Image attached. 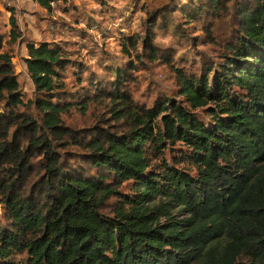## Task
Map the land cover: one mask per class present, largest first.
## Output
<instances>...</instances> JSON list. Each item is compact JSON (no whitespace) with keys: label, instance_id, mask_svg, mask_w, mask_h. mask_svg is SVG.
I'll return each mask as SVG.
<instances>
[{"label":"trees","instance_id":"16d2710c","mask_svg":"<svg viewBox=\"0 0 264 264\" xmlns=\"http://www.w3.org/2000/svg\"><path fill=\"white\" fill-rule=\"evenodd\" d=\"M33 1L50 10L60 0ZM171 10L148 17L140 49L128 38L123 52L136 63L76 89L57 82L72 64L61 47L28 42L27 102L12 55L0 53V264H264V0L175 9L200 32L175 25L181 39L221 50L198 67L176 66L152 43ZM142 57L172 69L173 96L149 106L133 97ZM209 105L208 125L195 111ZM71 111L80 120L63 118ZM177 142L181 168L164 158Z\"/></svg>","mask_w":264,"mask_h":264},{"label":"rangeland","instance_id":"374dc122","mask_svg":"<svg viewBox=\"0 0 264 264\" xmlns=\"http://www.w3.org/2000/svg\"><path fill=\"white\" fill-rule=\"evenodd\" d=\"M196 0H60L51 9L40 7L33 0H0V53L12 55V63L20 84V95L23 102L33 97L34 87L29 78L24 58L27 56L28 42L39 44L51 43L61 47L71 66L60 74L57 82L65 88L76 89L77 85L86 84L93 76H106L108 69L118 66L126 67L130 62L136 63L134 56H127L123 46H128V38H139L137 47L144 41L147 19L153 13H159L164 6L170 5L172 20L166 29H154L153 45L170 49L175 53L176 66L197 67L204 61H218L221 52L218 46L204 43L201 37L184 41L174 31L180 25L183 31L193 32L191 25H186L180 13L175 10L180 5ZM14 10L18 38L10 39V9ZM162 12V11H161ZM165 12V11H163ZM195 31L191 35H198ZM79 66L84 71L79 73ZM136 81L131 82L133 97L140 103L151 105L159 96H173L176 92L174 73L171 68L160 61H149L141 58L133 71ZM81 82H78V76ZM111 74H109V77ZM177 99L180 100L178 96ZM195 111L196 115L209 125L208 107ZM1 107V105H0ZM66 121L80 120L75 111L63 115ZM186 153L183 143L168 144L164 150V158L171 167L181 168L183 162L178 160ZM190 169L191 175L194 169ZM123 193H131V182L120 189ZM2 207L0 204V219ZM20 263L26 260L25 254H18ZM192 264H198V260Z\"/></svg>","mask_w":264,"mask_h":264},{"label":"built area","instance_id":"2783aa9c","mask_svg":"<svg viewBox=\"0 0 264 264\" xmlns=\"http://www.w3.org/2000/svg\"><path fill=\"white\" fill-rule=\"evenodd\" d=\"M30 1H32V0H30ZM54 3H55L54 1L50 2V6H53Z\"/></svg>","mask_w":264,"mask_h":264}]
</instances>
